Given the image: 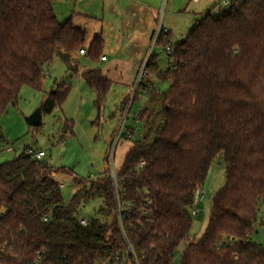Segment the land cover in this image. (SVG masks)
Returning a JSON list of instances; mask_svg holds the SVG:
<instances>
[{
  "label": "trees",
  "instance_id": "trees-1",
  "mask_svg": "<svg viewBox=\"0 0 264 264\" xmlns=\"http://www.w3.org/2000/svg\"><path fill=\"white\" fill-rule=\"evenodd\" d=\"M55 1L0 0V119L23 86L43 88L56 57L103 56V36L86 50V30L72 17L61 23ZM172 58L160 126L150 143L134 141L116 178L74 176L65 203L55 176L73 171L27 152L0 165V264H175L177 253L179 264H264V244L252 238L264 204V0L208 13ZM83 77L100 109L114 82L98 68ZM56 85L42 112L68 97L70 86ZM5 143L0 124V150ZM219 155L225 185L193 236L196 192ZM95 200L84 226L76 214Z\"/></svg>",
  "mask_w": 264,
  "mask_h": 264
},
{
  "label": "rangeland",
  "instance_id": "rangeland-1",
  "mask_svg": "<svg viewBox=\"0 0 264 264\" xmlns=\"http://www.w3.org/2000/svg\"><path fill=\"white\" fill-rule=\"evenodd\" d=\"M234 1L140 0L135 3L133 0H56L53 6L58 20L63 23L72 17L75 25L86 30V50L96 35H103V52L108 61H94L80 51L70 55L68 63L56 57L42 89L23 86L18 102L10 105L0 119L6 135V143L0 150V165L14 160L27 149L35 153L44 151L46 157L41 160L74 173L55 176L63 187L65 203L77 189L74 176L84 180L96 179L106 172L117 171L134 141L143 137L150 143L154 131L160 126L162 95L170 85L169 80L161 77L174 66L173 58L165 50L166 45L173 49L187 37L197 20L208 13L216 14L228 8ZM141 3L155 7L158 12L152 30L147 25L150 15L147 11L138 19L126 17V14L131 15L132 11L139 9L136 7ZM140 18L144 24L139 23ZM160 21L166 31L154 44V33ZM137 36L142 41H136ZM94 68L100 69L114 82L100 109L96 105L97 92L87 85L83 77L84 72ZM61 81L70 86L64 103L50 113L42 112L40 126L29 125L27 118L47 102L53 90L57 89L56 82ZM141 110L144 114L138 118ZM127 112L128 118L124 121ZM66 120L71 121L72 129L66 126ZM129 134L132 139L128 138ZM225 181V165L219 155L212 162L201 189L203 198L195 207L199 214H193V236L203 234L212 197L225 185ZM100 203V200H95L82 205L77 217L86 220L94 217ZM258 219V230L252 238L264 244V204L260 207ZM179 262L177 253L175 264Z\"/></svg>",
  "mask_w": 264,
  "mask_h": 264
},
{
  "label": "built area",
  "instance_id": "built-area-1",
  "mask_svg": "<svg viewBox=\"0 0 264 264\" xmlns=\"http://www.w3.org/2000/svg\"><path fill=\"white\" fill-rule=\"evenodd\" d=\"M165 31H166V29L163 28V26H162V21H160V22H159V25H158V28H157L156 32L154 33V37H155L154 44H155L157 41H159V39L161 38L162 34H163ZM165 50L167 51L169 57L172 58V53H173V49H172V47H171L170 45H166ZM80 53H81V54H86L85 51H80ZM102 60H106V57H102V58H101V61H102ZM173 62H174V60H173ZM174 65H175V62H174ZM141 76H142V74H141ZM141 76H140V78H141ZM139 80H140V79H139ZM127 118H128V112H127V114H126V116H125L124 121H125ZM124 121H123V123H122V127H121V128H123ZM121 130H122V129H121ZM132 137H133V136H132L131 134L128 135V138H129V139H132ZM117 140H118V138H117ZM26 152H27L28 155H31V156H33V157H35V158H37V159H41V158L46 157V153H45L44 151H38L37 153H35V152H33L31 149H27ZM141 165H143V163H141ZM111 175L113 176V178H116V171L113 170V171L111 172ZM202 198H203V196H202V194H201V190L198 189L197 192H196L195 203H196V204L199 203L200 200H202ZM193 214L198 215V214H199V210L194 211ZM81 223H82L84 226H86V225H87V221H86V219H81Z\"/></svg>",
  "mask_w": 264,
  "mask_h": 264
},
{
  "label": "crops",
  "instance_id": "crops-1",
  "mask_svg": "<svg viewBox=\"0 0 264 264\" xmlns=\"http://www.w3.org/2000/svg\"><path fill=\"white\" fill-rule=\"evenodd\" d=\"M122 1H125V2H129V1H131V0H122ZM135 3H137L138 1H140V0H133ZM138 7H136V8H139V9H137V10H134V11H132V13H131V15H130V13H129V15L128 14H126V17H128L129 18V16L130 17H132V18H135V19H138L139 18V16H140V14L141 13H146V11H147V13H149L150 15L148 16V18H147V25H148V28L149 29H153L152 27L154 26L153 24V21L154 20H156L157 18H156V13L158 14V12H157V10H156V8L155 7H152V6H149V5H147V4H143V3H141V5H137ZM153 19V20H152ZM152 20V21H151ZM140 22V24L141 23H145V22H142V19L140 18V20H139ZM134 34L136 35L137 34V31H136V29L134 30ZM103 36V35H102ZM138 40H136V41H142V40H139V38H138V36L136 37ZM105 41V40H104ZM104 45H105V42H104ZM104 51V50H103ZM104 53V52H103ZM103 57H106V60L105 61H103V62H107L108 61V57H107V55L104 53L103 54ZM101 61V60H100ZM102 62V61H101ZM141 112H143V110H141L140 111V113ZM140 113L138 114V118H140Z\"/></svg>",
  "mask_w": 264,
  "mask_h": 264
},
{
  "label": "water",
  "instance_id": "water-1",
  "mask_svg": "<svg viewBox=\"0 0 264 264\" xmlns=\"http://www.w3.org/2000/svg\"><path fill=\"white\" fill-rule=\"evenodd\" d=\"M41 119H42V108L40 107L27 118V121L29 125L38 127L41 125Z\"/></svg>",
  "mask_w": 264,
  "mask_h": 264
}]
</instances>
